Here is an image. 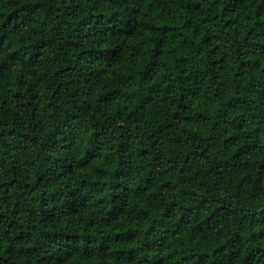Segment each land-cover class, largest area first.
<instances>
[{"label": "trees", "instance_id": "1", "mask_svg": "<svg viewBox=\"0 0 264 264\" xmlns=\"http://www.w3.org/2000/svg\"><path fill=\"white\" fill-rule=\"evenodd\" d=\"M0 264H264V0H0Z\"/></svg>", "mask_w": 264, "mask_h": 264}]
</instances>
